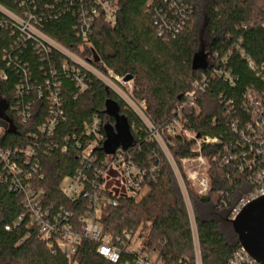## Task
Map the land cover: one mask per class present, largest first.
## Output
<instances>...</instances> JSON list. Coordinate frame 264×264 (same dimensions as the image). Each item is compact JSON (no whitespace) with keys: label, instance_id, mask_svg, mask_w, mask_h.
<instances>
[{"label":"trees","instance_id":"1","mask_svg":"<svg viewBox=\"0 0 264 264\" xmlns=\"http://www.w3.org/2000/svg\"><path fill=\"white\" fill-rule=\"evenodd\" d=\"M83 1L89 0H0V6L18 14L31 11L40 30L66 49L101 71L131 76V99L138 105L144 102L141 109L159 127L164 128L173 118L184 94L205 79L204 91L196 98L197 109L184 113L182 122L199 137L220 141L201 149L208 161L209 191L199 195L183 177L197 225L202 263L228 264L241 247L229 219L230 211L252 185L234 165L221 167L215 158L222 144L236 140L231 123L246 117L241 103L247 90H264V0H117V23L97 20L86 41L77 35L76 9ZM162 18L169 25L182 22L180 33L166 32L159 37ZM0 22V100L7 105L0 150L22 155L30 146L39 160L36 172L32 171L33 162L26 165L17 160L21 174L11 173L0 161V264H113L99 256L96 244L86 239L77 245L71 260L55 240L53 249H48L16 185H25L24 176L31 173L29 181L35 193L42 196L43 208H63L79 223L89 210V199L71 200L62 191L63 182L82 169L72 143L75 138L86 142L85 125L98 117L104 139L100 143L104 145L105 125L115 126L108 105L128 120L134 142L125 150L127 159L148 172L155 168L148 173L145 192L139 198L98 192V221L105 233L121 238L116 264H136L140 256L150 259V255L163 264H195L181 189L158 145L147 139L139 116L89 73H81L85 84L81 91L71 63L68 70L63 69L67 59L62 54L53 49L40 50L35 40L24 37L1 12ZM203 38L207 39L205 44ZM198 52H204L207 67L194 71L192 60ZM214 68L231 75L233 82L214 73ZM54 93L57 105L52 101ZM50 118H56L57 124L48 136L40 128ZM168 142L180 170L182 159L198 155L192 151L195 140L176 135L169 136ZM63 145L68 146L64 153ZM95 155L97 164L107 158L103 147H98ZM92 169L87 168L85 173L98 183ZM89 190L93 192L94 188L90 186ZM109 200H116L117 205Z\"/></svg>","mask_w":264,"mask_h":264},{"label":"built area","instance_id":"2","mask_svg":"<svg viewBox=\"0 0 264 264\" xmlns=\"http://www.w3.org/2000/svg\"><path fill=\"white\" fill-rule=\"evenodd\" d=\"M69 1L74 2L76 0ZM0 12L9 18L12 25L24 37L35 40L40 50L47 52L53 49L62 54L67 59L63 64V69L68 70V62L71 63V70L81 91L85 89V84L81 79V73H89L121 97L139 116L147 130V139L154 141L158 145L174 172L188 212L195 264H203L193 208L180 167L170 152L169 146L171 144H169L168 140L169 136L181 135L187 140L196 141V145L192 151L198 154L197 157L182 159L181 167H185L188 163L198 164L193 172L194 176L198 178V182L192 181L198 188V194L206 195L209 191L208 161L201 153V149L203 145L220 144V141L217 138L212 139L207 136L199 137L197 134L185 129L182 122L184 113L197 109L196 98L198 94L204 91L205 79L200 83H196L190 91L184 94L182 102L174 111L173 118L164 128L163 126L159 127L141 109L144 107V102L138 105L131 99L130 93L133 91L132 81L125 82V77L117 76L111 71L104 72L97 69L88 60L57 43L40 30L37 26L38 19L31 11L25 10L22 14H18L10 12L0 6ZM118 13L119 7L117 0H89L81 2L76 9V14L79 17L77 28L78 37L86 41L90 33H92L95 22L99 19L109 25H115L117 23ZM0 25H2L1 22ZM181 28L182 22L176 25H169L162 18L157 34L159 37H164L166 32L176 35L180 33ZM215 57H218V53H215ZM213 72L216 74L221 73L226 80L233 82L231 75L225 72L223 73L217 68H214ZM52 101L55 105L58 104L56 93L52 95ZM241 110H243L246 117L236 118L231 123V128L236 134V140L222 144L221 150L215 158L221 167L234 165L240 174L248 177L252 185V190L231 209L229 215L230 221L234 220L248 204L264 197V90H247L242 99ZM56 124V118H50L40 128V131L47 133L49 136L53 132ZM100 129L101 121L98 117H94L89 124L85 125L84 133L87 135L86 142L83 143L76 138L73 139V149L78 151L77 156L82 169H78L72 177L66 179L62 184V191L68 199L78 200L82 197L88 198L90 201L89 210L79 218V223L76 224L73 220L72 213L63 208L57 211H52L50 208H43L42 196L35 193L29 181L31 173L25 174V185L22 186L19 182L16 185L21 188L29 217L32 223L37 225L39 234L43 237L48 249H53V241L55 240L58 247L71 260L72 255L77 249V245L80 241L86 239L96 244V252L99 256L110 263L116 264L120 260L121 238H114L110 234L105 233L103 226L99 223V215L97 216V213L99 214L100 197L98 192L105 190L116 197L139 198L145 192L148 173H153L155 168H151L148 172V169L134 165L132 161L127 159L125 150L122 148L116 149L114 154L107 155L106 159L101 160L100 164H97L98 157L95 155V150L98 147L104 146L101 144L104 139L100 133ZM67 147V145H63L61 151L63 153L66 152ZM21 154L18 155L17 151L12 153L11 150H0V161L11 173L17 174H21L22 172L17 160L24 161L26 165L33 162L32 171L36 172L39 160L34 149L29 146L25 150V153ZM91 167H93L92 171L95 173L98 183L96 181L92 182L85 173L86 169L88 168L89 170ZM109 172L113 174L110 179L107 178ZM187 179L188 181L191 180L190 177ZM109 180L113 182L112 187H108ZM90 186L94 188L93 192L89 190ZM110 202L113 206L117 205L116 200H111ZM20 219L22 218L20 217ZM70 264L74 263L71 262ZM136 264L163 263L152 262L148 257L140 256ZM228 264L258 263L240 247L235 250Z\"/></svg>","mask_w":264,"mask_h":264},{"label":"water","instance_id":"3","mask_svg":"<svg viewBox=\"0 0 264 264\" xmlns=\"http://www.w3.org/2000/svg\"><path fill=\"white\" fill-rule=\"evenodd\" d=\"M98 61V57H95ZM207 67V58L204 52H198L192 60V69L197 71ZM131 76L124 78L125 82L132 81ZM7 105L0 100V119L6 118ZM107 112L114 117L115 126L105 125L106 141L103 151L107 155L114 154L116 149L126 150L133 145L134 139L126 117L119 115L116 108L108 105ZM234 233L237 235L240 246L258 264H264V197L248 204L241 213L231 221Z\"/></svg>","mask_w":264,"mask_h":264},{"label":"rangeland","instance_id":"4","mask_svg":"<svg viewBox=\"0 0 264 264\" xmlns=\"http://www.w3.org/2000/svg\"><path fill=\"white\" fill-rule=\"evenodd\" d=\"M201 27V26H200ZM202 40H204V44L206 43L205 41H207L206 38H203ZM205 49V48H204ZM207 49V48H206ZM206 51V50H205ZM2 123H4V121L2 119H0V134L2 133L3 129L5 128V125H3ZM198 166L197 163H194V164H186L185 167L182 168L181 172H182V175H185L187 178L190 177V185L192 187V189L198 193V188L196 186V184L192 181L194 180L196 183L198 182V178L196 176H194L193 172L194 170L196 169V167ZM112 172H109L108 175H107V178L110 179V177L112 176ZM188 180V179H187ZM65 184V183H64ZM113 186V182L111 180H109L108 182V187H112ZM188 191V190H187ZM99 214L97 213V216ZM228 231H229V234H231L230 232V229L228 227ZM232 231V230H231ZM150 260L153 262V261H156L155 260V256L154 255H150Z\"/></svg>","mask_w":264,"mask_h":264}]
</instances>
